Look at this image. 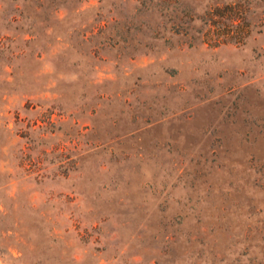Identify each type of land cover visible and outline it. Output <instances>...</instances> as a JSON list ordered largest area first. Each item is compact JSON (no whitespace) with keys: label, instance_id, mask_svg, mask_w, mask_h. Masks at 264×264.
I'll return each instance as SVG.
<instances>
[{"label":"rangeland","instance_id":"374dc122","mask_svg":"<svg viewBox=\"0 0 264 264\" xmlns=\"http://www.w3.org/2000/svg\"><path fill=\"white\" fill-rule=\"evenodd\" d=\"M0 264H264V0H0Z\"/></svg>","mask_w":264,"mask_h":264}]
</instances>
